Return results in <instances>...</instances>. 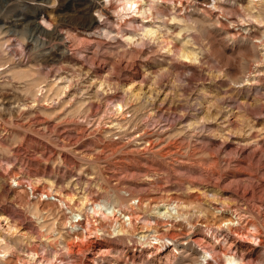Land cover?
Wrapping results in <instances>:
<instances>
[{"label": "clouds", "instance_id": "obj_1", "mask_svg": "<svg viewBox=\"0 0 264 264\" xmlns=\"http://www.w3.org/2000/svg\"><path fill=\"white\" fill-rule=\"evenodd\" d=\"M0 264H264V0H0Z\"/></svg>", "mask_w": 264, "mask_h": 264}]
</instances>
